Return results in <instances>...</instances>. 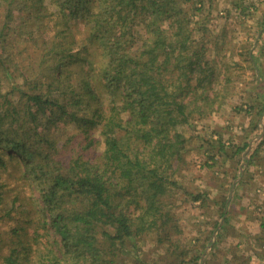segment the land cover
<instances>
[{"label": "trees", "instance_id": "obj_1", "mask_svg": "<svg viewBox=\"0 0 264 264\" xmlns=\"http://www.w3.org/2000/svg\"><path fill=\"white\" fill-rule=\"evenodd\" d=\"M191 1L0 0V264H119L155 231L177 254L183 127L229 82Z\"/></svg>", "mask_w": 264, "mask_h": 264}, {"label": "rangeland", "instance_id": "obj_2", "mask_svg": "<svg viewBox=\"0 0 264 264\" xmlns=\"http://www.w3.org/2000/svg\"><path fill=\"white\" fill-rule=\"evenodd\" d=\"M205 3L206 8L203 0L188 3L196 10L193 26L202 28L200 34L210 42L208 58L220 63L229 82L221 91L227 97L219 109L183 127L186 164L174 178L178 185L165 199L171 224L182 230L172 238L177 239V254L171 255L169 244L159 245V231H155L142 237L140 255L126 250L119 264H198L194 257L199 254L202 264H264L260 227L264 221V113L259 111L264 97V58L259 51L254 53V69L248 57L256 33H232V0ZM13 85L17 80L5 82L2 93L10 92ZM65 131L74 134L76 128L70 125ZM52 133L64 142V131ZM63 156L70 158V153ZM225 206L227 213L222 218ZM209 239L215 247L208 245ZM127 255L133 258H124Z\"/></svg>", "mask_w": 264, "mask_h": 264}, {"label": "crops", "instance_id": "obj_3", "mask_svg": "<svg viewBox=\"0 0 264 264\" xmlns=\"http://www.w3.org/2000/svg\"><path fill=\"white\" fill-rule=\"evenodd\" d=\"M205 1L203 0L206 8ZM208 13H206L207 16H209ZM242 32L256 33L252 50L255 49L254 53L257 55L258 51L264 48V0H232V33L241 34ZM246 43L241 42L239 45Z\"/></svg>", "mask_w": 264, "mask_h": 264}]
</instances>
